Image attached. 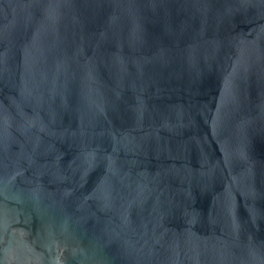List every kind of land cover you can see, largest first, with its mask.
Wrapping results in <instances>:
<instances>
[{
  "label": "water",
  "instance_id": "water-1",
  "mask_svg": "<svg viewBox=\"0 0 264 264\" xmlns=\"http://www.w3.org/2000/svg\"><path fill=\"white\" fill-rule=\"evenodd\" d=\"M0 264H264V0H0Z\"/></svg>",
  "mask_w": 264,
  "mask_h": 264
}]
</instances>
